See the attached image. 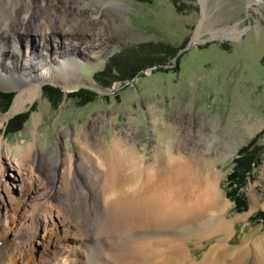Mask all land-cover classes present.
Returning a JSON list of instances; mask_svg holds the SVG:
<instances>
[{
    "label": "rangeland",
    "instance_id": "rangeland-1",
    "mask_svg": "<svg viewBox=\"0 0 264 264\" xmlns=\"http://www.w3.org/2000/svg\"><path fill=\"white\" fill-rule=\"evenodd\" d=\"M178 3L180 12L172 0H23L14 9L0 44L20 55H14L17 65L27 53L44 50L31 23L39 8L45 19L59 20L53 8L70 18L76 24L66 31L71 39L100 31L108 46L80 67L92 82L74 88L52 79L35 82V96L11 115L19 89L0 88L12 93L0 99V248L13 256L24 250L33 264H60L65 249L71 260L82 258L79 231L68 226L57 199L82 191L91 219L100 222L106 208L96 164L78 139L89 140L94 151L114 137L135 148L141 165L163 166L169 153L196 165L226 204L229 244L240 245L252 231L264 238V218L255 216L264 210V0ZM60 30L54 32L59 41ZM49 39L46 50L58 51L57 40ZM30 143L33 153L21 165ZM242 148L238 191L246 209L237 211L225 190ZM54 231L67 238L57 255L48 246ZM216 238L190 239L191 256L200 258ZM251 261L248 255L245 264Z\"/></svg>",
    "mask_w": 264,
    "mask_h": 264
},
{
    "label": "bare ground",
    "instance_id": "bare-ground-1",
    "mask_svg": "<svg viewBox=\"0 0 264 264\" xmlns=\"http://www.w3.org/2000/svg\"><path fill=\"white\" fill-rule=\"evenodd\" d=\"M20 3L23 0L0 3V37L9 32L10 23L15 21L14 9ZM41 10L37 9L40 16L31 23L36 25L33 33L39 35V39L33 38V41L38 45L41 43L44 50L27 53L25 61L17 65L19 59H14V55H20L12 53L7 42L0 44V75L6 71L0 76V88L19 89L7 116L22 109L35 96V82L52 79L65 83L67 88L92 82L83 76L80 67L94 57L90 53L96 49L106 50L108 46L100 31L77 41L71 39V31H66L74 30L76 24L72 25L70 18L53 8L55 16H60L55 22L54 18L45 19ZM25 17L28 18L27 15ZM57 29L64 34L61 41L54 34ZM49 36L59 43L58 51L46 50L50 44ZM33 44L36 45L35 42ZM10 57L13 59L9 60ZM21 83L29 85L21 89ZM78 141L81 152L96 164L106 210L99 215L98 222L91 219L93 209L82 191L57 199L68 216V226L79 231V245L83 247L81 256L84 257L73 261L70 259L71 251L65 249L60 264H245L248 255H252L250 264H264V238L261 234L252 231L238 246L228 243L231 226L222 214L226 204L191 161H182L181 157L169 153L164 165L158 167L152 163L156 167L153 169L137 163L135 148L126 146L120 138L114 137L108 146L97 147L94 151L89 140ZM24 149L18 158L23 162L21 165L29 161L33 145L30 143ZM88 150L97 153L89 154ZM8 228L9 232L11 227ZM214 236L216 241L200 258L191 256L186 242L192 238L197 242ZM66 240L55 231L51 232L48 240L50 251L59 254ZM32 259L24 250L13 256L5 246L0 248V264H33Z\"/></svg>",
    "mask_w": 264,
    "mask_h": 264
},
{
    "label": "trees",
    "instance_id": "trees-1",
    "mask_svg": "<svg viewBox=\"0 0 264 264\" xmlns=\"http://www.w3.org/2000/svg\"><path fill=\"white\" fill-rule=\"evenodd\" d=\"M172 1L175 4L176 10L180 12L183 8H182V5L178 3L179 0H172ZM44 88H55V87L51 85H44ZM11 96H12L11 91H7V92L0 91V99H2V101H5V100L8 101V99H10ZM244 149L245 148H242L241 150H239L240 156H238L235 159V166L227 176V180H228L226 184L227 190H225L226 197H228L231 201L234 202V208L237 211H242L246 209V202L244 200V195L238 191L240 187L239 168H240V165L242 164L241 162L242 160L240 157L244 156V152H245ZM255 216L259 218L260 217L264 218V210L258 211Z\"/></svg>",
    "mask_w": 264,
    "mask_h": 264
},
{
    "label": "water",
    "instance_id": "water-1",
    "mask_svg": "<svg viewBox=\"0 0 264 264\" xmlns=\"http://www.w3.org/2000/svg\"><path fill=\"white\" fill-rule=\"evenodd\" d=\"M184 49V48H183ZM168 63V62H167ZM165 64V63H164Z\"/></svg>",
    "mask_w": 264,
    "mask_h": 264
}]
</instances>
